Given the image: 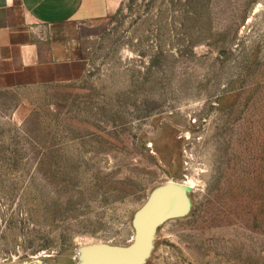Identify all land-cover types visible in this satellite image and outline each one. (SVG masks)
<instances>
[{
    "label": "rangeland",
    "instance_id": "1",
    "mask_svg": "<svg viewBox=\"0 0 264 264\" xmlns=\"http://www.w3.org/2000/svg\"><path fill=\"white\" fill-rule=\"evenodd\" d=\"M83 48L0 91V264L140 245L171 182L140 264H264V0H125Z\"/></svg>",
    "mask_w": 264,
    "mask_h": 264
},
{
    "label": "crops",
    "instance_id": "2",
    "mask_svg": "<svg viewBox=\"0 0 264 264\" xmlns=\"http://www.w3.org/2000/svg\"><path fill=\"white\" fill-rule=\"evenodd\" d=\"M125 0H0V91L82 61L83 43Z\"/></svg>",
    "mask_w": 264,
    "mask_h": 264
},
{
    "label": "bare ground",
    "instance_id": "3",
    "mask_svg": "<svg viewBox=\"0 0 264 264\" xmlns=\"http://www.w3.org/2000/svg\"><path fill=\"white\" fill-rule=\"evenodd\" d=\"M188 206L185 189L175 183L158 190L140 218L141 244L127 250L104 249L101 258L106 264H140L145 255L146 237L158 223L166 218L182 214Z\"/></svg>",
    "mask_w": 264,
    "mask_h": 264
},
{
    "label": "water",
    "instance_id": "4",
    "mask_svg": "<svg viewBox=\"0 0 264 264\" xmlns=\"http://www.w3.org/2000/svg\"><path fill=\"white\" fill-rule=\"evenodd\" d=\"M153 229H154V228H153ZM153 229H152V230H153ZM152 230H151V231H152ZM151 231H150V233H151ZM150 233H149V234H150ZM149 234H148V235H149ZM148 235H147V236H148ZM146 239H147V237H146ZM105 262H106L105 259H100V260H96V261H95V264H106Z\"/></svg>",
    "mask_w": 264,
    "mask_h": 264
}]
</instances>
